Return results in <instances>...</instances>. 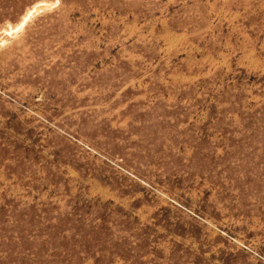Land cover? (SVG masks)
<instances>
[{"label": "rangeland", "instance_id": "1", "mask_svg": "<svg viewBox=\"0 0 264 264\" xmlns=\"http://www.w3.org/2000/svg\"><path fill=\"white\" fill-rule=\"evenodd\" d=\"M0 264H264V0H0Z\"/></svg>", "mask_w": 264, "mask_h": 264}, {"label": "bare ground", "instance_id": "2", "mask_svg": "<svg viewBox=\"0 0 264 264\" xmlns=\"http://www.w3.org/2000/svg\"><path fill=\"white\" fill-rule=\"evenodd\" d=\"M39 7H40V5H39ZM43 7V6H42ZM36 8V7H35ZM35 8H34V10L33 11H29L27 14H26V16L24 17V19H23V25L32 17V15H33V13L35 12ZM21 24V25H22ZM22 25V26H23Z\"/></svg>", "mask_w": 264, "mask_h": 264}]
</instances>
